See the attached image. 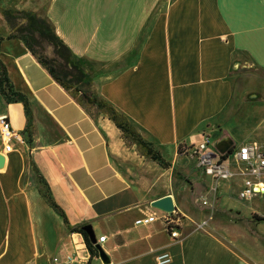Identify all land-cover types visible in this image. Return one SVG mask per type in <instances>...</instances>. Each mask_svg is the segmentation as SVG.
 <instances>
[{
    "label": "crops",
    "instance_id": "0c3cea01",
    "mask_svg": "<svg viewBox=\"0 0 264 264\" xmlns=\"http://www.w3.org/2000/svg\"><path fill=\"white\" fill-rule=\"evenodd\" d=\"M5 10L48 23L87 76L82 88L123 115L169 168L127 147L106 115L61 88L21 41L7 40ZM0 38V61L32 116L27 138L22 105L0 95V117L25 140L4 153L0 138V264H52L84 241L70 232L83 226L97 243L105 238L98 244L109 264H156L160 252L170 264H251L189 227L202 215L195 196H208L212 182L195 177V165L188 170L187 149L205 133L264 151V101L231 80L250 67L264 72V0H0ZM38 177L66 225L40 196ZM239 188L218 184V212L237 209ZM169 196L184 218L176 241L159 220L135 225L159 216L152 203ZM80 256L84 264L99 259Z\"/></svg>",
    "mask_w": 264,
    "mask_h": 264
},
{
    "label": "trees",
    "instance_id": "16d2710c",
    "mask_svg": "<svg viewBox=\"0 0 264 264\" xmlns=\"http://www.w3.org/2000/svg\"><path fill=\"white\" fill-rule=\"evenodd\" d=\"M11 29V35L7 40H19L27 51L36 59L38 64L48 73V75L66 92L70 93L77 101L85 107L92 109L94 114H104L108 120L120 131L121 137L127 147L135 146L139 154L151 161L157 163L164 169L169 168L158 152L151 144L144 141L135 131L127 119L119 114L111 105L98 98L90 91L82 88L83 82L87 76L84 74L81 66L72 60L67 47L56 37L48 23L36 16L26 12L12 14L10 11H1ZM4 39L0 38V43ZM44 45L52 49V58L45 55ZM0 95L7 104L19 103L23 107L26 125L23 134L30 137L32 127V116L30 104L27 97L15 91L7 77L4 65L0 61ZM234 147L232 146L223 159H227ZM48 206L62 218L66 225V219L63 212L52 202L50 198L44 197ZM71 233L83 236L85 246L89 257H97V251L90 243L87 236L81 231V228L70 229Z\"/></svg>",
    "mask_w": 264,
    "mask_h": 264
},
{
    "label": "built area",
    "instance_id": "2783aa9c",
    "mask_svg": "<svg viewBox=\"0 0 264 264\" xmlns=\"http://www.w3.org/2000/svg\"><path fill=\"white\" fill-rule=\"evenodd\" d=\"M0 138L4 153L11 151L13 140L25 144L23 136L11 128L10 122L5 117H0ZM215 144L209 135L203 133L200 142L187 149L194 159L195 168L212 182L208 190V196H203L197 200V203L211 215L216 208L217 188L220 183L239 181L240 188L237 194L239 201H249L254 196L264 195V151L262 148L256 143H251L233 149L229 155L232 156L234 164V168L231 169L227 165L228 158L223 159L226 154H220L216 150ZM159 213V216L153 213L147 218L136 220L135 225L143 226L159 220L169 238L172 241L179 240L184 218L176 210L171 213L162 211H159ZM194 225L196 231H202L207 227L208 221L202 220ZM104 240L105 238L101 237L98 243L104 242ZM98 243L96 242V244ZM72 244L74 251L54 257L52 264H84L83 258L80 256L81 252L88 253L84 241H72ZM92 246L94 247V245ZM155 263L170 264V254L168 252L156 254Z\"/></svg>",
    "mask_w": 264,
    "mask_h": 264
},
{
    "label": "rangeland",
    "instance_id": "374dc122",
    "mask_svg": "<svg viewBox=\"0 0 264 264\" xmlns=\"http://www.w3.org/2000/svg\"><path fill=\"white\" fill-rule=\"evenodd\" d=\"M44 49L45 55L52 58V49L46 45H44ZM240 58L246 57L240 56ZM231 80L237 90L242 92L246 91L248 94L257 93V100L264 101V72L261 70L255 67L243 69L239 72V75L232 76ZM261 109L264 115V102L261 105ZM189 163L190 164L187 166L188 170L192 171L191 166L195 165L194 161L190 160ZM227 165L231 169L234 168L232 156L228 157ZM32 169L36 171L34 167H32ZM193 172L195 177L205 178L197 169ZM35 174H37V172ZM35 183L40 196L44 200V197L50 198L49 190L43 179L38 177ZM202 187L208 188L209 184H203ZM237 194L238 191L234 192L232 199H234L238 210L229 209L218 212L215 208L212 215L208 213L205 208H201L196 203V199L203 197L204 194L196 195L197 197L195 196L194 204L200 209L202 215L200 219H193V222L189 223V227L194 232L196 231L195 223L207 220V227L202 231L196 232L213 235L226 246L237 250L239 253L241 252V256L251 264H264V195L254 196L249 201H239ZM57 219H59V217H57ZM92 264H99V259L93 261Z\"/></svg>",
    "mask_w": 264,
    "mask_h": 264
},
{
    "label": "water",
    "instance_id": "95a60500",
    "mask_svg": "<svg viewBox=\"0 0 264 264\" xmlns=\"http://www.w3.org/2000/svg\"><path fill=\"white\" fill-rule=\"evenodd\" d=\"M231 146H232V141L230 139H224V140H221L215 144V148L220 154H226L229 151V149L231 148ZM0 160H3V157L1 155H0ZM152 207L159 210V211L165 212V213H171V212L175 211V208H174L173 202H172V198L170 196L153 202ZM81 231L87 236L90 243L92 245H94V248L98 254V258L101 260V262L103 264H109V258L103 252L100 245L96 244V239H95V236L91 230V227L90 226H83V227H81Z\"/></svg>",
    "mask_w": 264,
    "mask_h": 264
},
{
    "label": "bare ground",
    "instance_id": "6f19581e",
    "mask_svg": "<svg viewBox=\"0 0 264 264\" xmlns=\"http://www.w3.org/2000/svg\"><path fill=\"white\" fill-rule=\"evenodd\" d=\"M261 188H263V187H261Z\"/></svg>",
    "mask_w": 264,
    "mask_h": 264
}]
</instances>
